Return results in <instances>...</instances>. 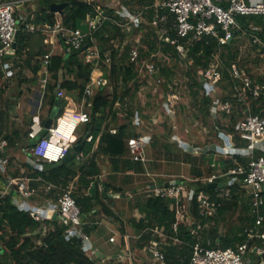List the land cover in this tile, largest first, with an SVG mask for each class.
Here are the masks:
<instances>
[{
  "label": "trees",
  "instance_id": "1",
  "mask_svg": "<svg viewBox=\"0 0 264 264\" xmlns=\"http://www.w3.org/2000/svg\"><path fill=\"white\" fill-rule=\"evenodd\" d=\"M39 1L41 7L35 11L34 19L29 18V21L36 24L46 22L55 24L62 20L65 26L80 27L89 14L94 17L99 14L97 3H89L84 0ZM54 2H69V4L61 14H58L51 11V5ZM119 3L125 5L131 13H137L146 5L151 7L144 13L145 20L139 27L132 29L129 34L124 27L114 21H125L124 17L117 13L115 8L104 7V13L110 19L103 21L95 31L94 37L101 50L102 58L105 59L106 52L111 55V63L107 64L102 61L99 71L109 78L108 86L97 88L93 93L87 91V85L91 81L95 65L85 61L84 53L81 50L55 53L48 64L47 90L52 93V106L57 104L58 96L55 90L58 86L63 88L68 95H73L80 101L85 100V110L90 114L91 120L86 123L85 134L79 136L76 142L77 144L85 140L81 152L74 149V144L69 149V153L73 154L72 159L62 160L57 165L46 162L43 170L34 169L26 164L30 189L38 190L42 184L56 186L55 190L50 189L49 197L53 196V193H60L61 189L69 187L75 178H78V185L73 195L86 217L85 231L88 234L93 230L95 222L94 220L88 222L87 213H95L94 210L101 205L102 212L116 216L111 208L100 199L98 182L95 177L100 175L101 169L96 156L98 153H103L115 157L126 153L128 140L131 135H134L129 130L133 125L136 112L141 115L142 119L147 117L143 107L134 110L131 103L143 84V73L145 76L153 77L155 84L165 92L164 97L167 100H172V95L177 93L174 90L178 88L179 64L184 62L186 65L184 84L192 99V109L196 114L202 113L205 122L210 123L217 133L223 130L226 135H231L236 149L248 145V140L236 130L237 123L250 113L264 117V94L260 98L254 99L249 93L245 100H241L237 87L243 83L239 79H234L230 74L233 64H238L241 68L243 66L238 59L239 48L235 44V39L226 44H221L214 36H204L199 39L182 37L176 43L165 41L160 39L155 28L151 25L156 14V9L153 6L156 0H120ZM174 19L175 17L170 14V24ZM238 22L241 27L239 33L257 34L264 39V17L258 15L238 16ZM251 25L260 26L261 29H254ZM20 27L15 57L8 60L14 63L15 68L19 67L22 70L27 67L33 71L34 75H37L43 66L45 55L52 50V46L45 43L46 36L43 33L28 32L25 24H20ZM170 35L172 39H178L175 29L170 31ZM137 37L140 38L139 43L135 42ZM93 43L92 38L88 37L87 44ZM136 45L139 49V57L137 61H133L131 55ZM180 46H183L185 53L181 51ZM4 60L6 59L1 60L0 58L1 62ZM147 60L155 62L160 67L159 73L151 75L145 66L142 69L141 65ZM216 60L220 61L222 77L215 83L216 93L208 94L200 71L209 68ZM245 71L255 82L264 84V76L251 73L246 69ZM2 77V64H0V80ZM158 79H162V82L158 83ZM182 85L180 87H183ZM0 94L3 95L2 88H0ZM217 100L223 103L230 102V113L222 111L221 117L214 116L213 109ZM65 103V98H60L58 106L61 111L57 115L58 118L62 116ZM121 112L125 113V118H120ZM8 113L6 109H3V106H0V142L5 138L8 143H13L15 135L5 133L3 129ZM28 124L30 130L33 119H29ZM112 128H116L117 132H110ZM29 130L26 132L28 135ZM100 134L99 150L91 155L88 163L78 164L77 157L89 155L95 139ZM48 135V130L44 129L39 133V138ZM88 135L93 136L91 141L85 138ZM35 142L29 147H33ZM213 153L216 156L219 154L216 151ZM219 157L225 162L224 167L220 170L207 161L209 165L206 172H199L197 176L193 177V180L181 178V180L174 179L167 184H162L168 185L184 181L187 191L193 190L192 196L184 194L180 200H177L171 197L152 195L143 204L138 205L142 215L134 219L138 238L133 246L132 243L129 244L128 236H125L123 245L142 251L151 240L156 239L162 243L160 250L165 255V264H190L192 245L196 242L197 237L192 234L188 220H182L178 229H174V223L182 214L203 225L201 234L202 241L206 246L236 248L238 244L247 241L249 237L247 228L253 226L256 220L251 206L252 198L247 194V189L236 184L232 186L230 199H221L218 198V194L222 187L208 188L209 183H206L204 179L215 172H227L236 165L235 159L243 163H247L249 159L237 154L235 149L231 151V154ZM17 176H19V171ZM217 181L222 183L225 178L220 177ZM93 182H95V189L94 192H91ZM2 190L0 185V264H97V260L86 253L79 238H68L66 235L68 224L60 218L45 221L36 220L29 212L18 207L13 202V196L19 194L17 185L5 195L1 194ZM83 190L89 192L84 193ZM202 191L219 203L217 212L213 216L201 214L198 194ZM54 198L58 200L57 195ZM237 210L241 212V223L230 228L226 233L220 232L217 226L220 218H225L227 213ZM212 221L216 224L207 229L206 227ZM44 227H47L46 232H44ZM261 229L264 230V223ZM251 244L264 245V240L255 239ZM114 260H110L106 264H114ZM146 264L153 263L147 261ZM156 264H161V262Z\"/></svg>",
  "mask_w": 264,
  "mask_h": 264
},
{
  "label": "built area",
  "instance_id": "2",
  "mask_svg": "<svg viewBox=\"0 0 264 264\" xmlns=\"http://www.w3.org/2000/svg\"><path fill=\"white\" fill-rule=\"evenodd\" d=\"M89 3H97V10L99 14L94 17L89 14L85 22L89 26V30L85 31L80 27L65 26L62 20L55 24L43 23L36 24L29 21L27 14L17 15V10L20 8L25 0H6L0 1V58L3 59L8 54L14 43L17 41L18 32L21 27L20 24H25L28 32H41L45 38V43L52 46V50L45 55L43 67L47 70L46 76L42 79L43 87L47 88L49 81L48 64L50 58L54 54V48L57 44H61L66 52L81 50L84 53L85 61L95 65L91 75V81L87 85V91L93 93L97 88L108 86L109 78L100 71L102 61L107 64L111 63V55L109 52L105 53V59L102 58L101 50L96 43L94 37L95 31L98 30L104 20L110 19L105 15V8H115L117 13L121 14L125 21L114 20L115 23L124 27L129 34L134 28L140 26L141 22L146 18L144 13L150 5H146L137 13H131L129 9L119 2L108 1L102 4V0H84ZM156 14L151 22L155 28L156 33L160 39L176 43L179 38L191 37L199 39L204 36L217 37L221 44L235 39L239 30L241 29L238 22V16L258 15L264 17V0H156L155 5ZM165 10L167 12H160ZM170 14L175 19L172 24L169 22ZM26 15V16H25ZM34 19V18H31ZM175 29L178 39H172L170 31ZM261 29V28H258ZM91 37L93 44L88 45L87 39ZM140 38L135 39L139 43ZM256 43H263L264 40L255 38ZM181 51L185 52L183 46H180ZM139 57V49L136 45L132 50L131 59L137 61ZM6 77L14 75V69L10 61L2 62ZM148 69L151 75L159 73L160 67L153 61L147 60L141 65ZM230 74L234 79L242 81V85L237 87L238 95L241 100H245L250 93L254 99L260 98L264 94V84L255 82L247 75L245 69L233 64L230 69ZM201 77L204 79V84L207 88L208 94L216 93L215 83L222 77L220 70V61L216 60L211 66L205 70L200 71ZM162 79H158L161 83ZM58 97H65L66 92L60 86L57 87ZM83 107L74 118H59V120L48 128L49 135L39 138L33 147L30 149L31 159L30 164L34 169L43 170L44 162L58 163L64 160L69 154V149L78 140V128L81 124L90 122V114L85 110V100H83ZM222 111L230 113L231 103L221 102L217 100L214 105L213 115L219 116ZM236 130L248 140V145L236 149H230V146H216V152L225 156L231 154L235 149L237 154L247 157V163H243L235 159L236 165L230 168L227 172H215L205 178L206 183L218 182V178L224 177L223 186L218 194V198L230 199L232 194V186L240 184L247 189V194L251 196V206L253 213L256 215L255 224L247 228L249 237L247 241L238 244L236 248H216L206 246L202 241L201 230L203 225L199 221L186 216L180 215L177 222L174 223V229L177 230L179 223L182 220H188L192 234L197 237L196 242L192 245V253L190 257V264H264V245L251 244L255 239L264 240V230L261 226L264 223V117L257 114H248L241 119L237 125ZM111 132L116 133L117 129L112 128ZM37 133L34 129L29 132L31 138H36ZM220 135L225 138H232L231 135H226L223 131ZM92 135H88L87 139L91 141ZM7 141H2L1 146L5 147ZM130 152L133 160L145 161V147L146 142L143 138L131 137L128 140ZM30 178L27 176H19L18 178H11L6 185V191L12 189L17 185L19 194L25 199L30 198L34 191L28 187ZM219 183V182H218ZM73 188L67 187L61 189L57 202H53L51 206H28L26 203L20 204L13 201L22 210L31 214V216L39 221L49 219L48 212L57 210L58 217L68 224L66 235L68 238L77 237L83 243L86 253L91 256L95 249L88 243L90 241V234L85 231L87 225L86 217L84 216L76 198L73 195ZM154 194L158 196H165L180 200L182 196L189 194L193 195V190L187 191L186 183L179 181L168 185H157L154 187ZM198 201L200 204L201 214L205 216H213L217 212L218 202L212 200L205 192L198 194ZM47 227H44V232ZM115 236L110 237V241L114 242ZM161 242L153 239L148 243L142 251L148 256L154 264L161 262L165 264V255L160 250ZM126 254H129L130 260L136 259L135 263L145 264L135 256V252L131 247H126ZM125 253L120 254V257H125ZM260 258V259H259Z\"/></svg>",
  "mask_w": 264,
  "mask_h": 264
},
{
  "label": "crops",
  "instance_id": "3",
  "mask_svg": "<svg viewBox=\"0 0 264 264\" xmlns=\"http://www.w3.org/2000/svg\"><path fill=\"white\" fill-rule=\"evenodd\" d=\"M251 27L254 29L261 28L256 25H251ZM240 35H245L248 39L251 37L253 45L263 52L264 44L254 41L255 38L264 40L261 36L240 32L236 38L240 37ZM65 52L66 50H64L61 44H57L54 48V54ZM262 56L264 57L263 53ZM5 59L4 61H10L6 57ZM10 62L14 69V75L11 77H6L2 65V79H5V82L8 83L11 79L16 77L19 68H15L14 63L12 61ZM0 64H2L1 61ZM27 71V74H33L31 69ZM46 71L47 70L42 66L38 74L35 75L40 77L41 80V91L31 103L35 106V109L32 110L31 113H28V115L24 114L21 117H17V115L12 116L8 113L9 115L6 118L3 128L4 132L7 134H14L16 138L13 143H8V140L5 138L1 140V142L5 140L8 143L5 147L0 145V185L3 188L1 191L3 195L11 191V189L6 191V185L9 179L24 175L27 176V165L32 167L30 164L31 148L29 146L37 141L39 139V133L46 129L44 124L57 105H51L52 93L48 92L47 88L43 87L42 79L47 75ZM32 80L35 81L34 79ZM22 81V85L28 86L31 80L23 78ZM55 93L58 96L57 89ZM68 96L69 98L64 97L66 103L62 110L61 118H74L77 113L84 108L83 100L80 101L73 95ZM172 96V100H167L169 103L168 105L172 107L173 110H179V113H182L192 104V99L188 96H183L180 93H176ZM3 109H5V107H3ZM60 111L61 108L59 107V112ZM146 115L149 119L148 123L151 125L150 128L142 125L143 120L140 117L141 115L136 112L133 118V125L129 130L131 134H134L131 135V137H141L145 140V161L133 160L129 145H127L128 149L126 153L122 155L110 157L109 155L98 153L96 156L98 166L101 169L100 175L95 177V180L98 182L100 199L116 214V216L107 215L101 211V205L94 210L97 214V218L93 219L95 225L90 233V241L88 243L95 249L91 256L96 257L97 264H106L113 259H115L114 263L122 264L118 255L125 253L123 238L128 236L129 244L131 245L132 243V245L135 246L138 232L135 227L134 219L142 216L137 206L143 204L148 197L155 195V186L167 184L174 179L181 180V178H185L193 180V177L197 176L199 172H206L209 165L207 161L211 162L212 166L220 170L224 167L225 162L213 153V151H216V146H230V149L234 147L232 138L230 140L229 138L224 139V137L220 135V132L223 130L217 133L210 123L207 124L203 121L200 127H198L199 131L195 132L197 134L188 135V129L181 128L180 126L173 128L166 123V120L162 123V130L159 131V128L154 126V115ZM119 116L123 118L124 114L120 113ZM29 119H33L30 130L28 124ZM200 119L204 120V118ZM56 122L57 121H55V123ZM85 126L86 124L79 125L77 132L78 138L85 134ZM155 128L158 130L154 131ZM33 129L38 132L36 138H31L26 134L28 130L30 132ZM174 136L175 138L173 139ZM100 139L101 134L95 139L93 149L89 155L77 157L78 164L82 165L88 163L91 155L99 150ZM194 151L198 152L196 153ZM43 166L45 167V164H43ZM18 171L19 176H17ZM77 181L78 178H75L69 187L75 190L78 185ZM55 187V185L42 184L38 190L33 189L34 193L30 198L24 199L20 194H15L13 196V201H17L20 204L26 203L28 206H51L53 202H57L54 196H59V192H56L52 194L53 196L49 197L50 189L55 190ZM92 187L95 189V182L92 183ZM86 191L88 190H83L84 193L89 192ZM104 191H106V194ZM54 209L48 212L49 219L47 220L59 218L57 210ZM98 216L100 218H98ZM111 236H115L116 240L114 242L110 241ZM132 250L137 254L138 250L134 249V247ZM137 257L139 258V254Z\"/></svg>",
  "mask_w": 264,
  "mask_h": 264
},
{
  "label": "rangeland",
  "instance_id": "4",
  "mask_svg": "<svg viewBox=\"0 0 264 264\" xmlns=\"http://www.w3.org/2000/svg\"><path fill=\"white\" fill-rule=\"evenodd\" d=\"M113 1V0H102L103 3ZM116 3H118L120 0H114ZM41 7V3L39 0H25L24 3L18 8L17 15L20 14H27L28 17L33 18L35 15V11L38 10ZM26 16V15H25ZM80 28L88 31L89 26L86 22H83L80 24ZM244 34V33H243ZM236 46L239 48V55L238 59L243 64L242 68L249 70L251 73H257L261 76H264V57L262 56V51L258 50L252 43V39H248L245 35H240V37L236 38L235 41ZM185 53V52H183ZM264 54V53H263ZM186 55V54H184ZM28 68L20 69L18 68V72L16 77L11 79V81L5 82V79H2L0 81V88L3 89V95L0 94V106L5 107V109L11 114L12 116L17 115L22 116L24 114L31 113L32 110L35 109V106L32 103V100L37 97V94L41 91V80L38 76H33L32 73H28ZM186 71V65L184 62H181L179 64V76L177 80V86L176 91L178 94H182L183 96L189 97V91L186 88V85L184 84V80L186 78L185 76ZM30 79V85L24 86L22 85V79ZM143 84L139 88L138 92L136 93V96L133 98L132 107L134 110H137L138 107H143L144 114H151V116L154 115V126L159 128V131L162 130V123L166 120V123L172 126L173 128L177 127H183L184 129H188V135H193L195 132L199 131L198 127L202 124V122L206 121L201 120L200 118H203L204 115L202 113L196 114L195 110L192 109V104L189 105L187 109H185L182 113H179V110H173L172 107H170L168 104V101L165 96V92L163 89L155 84V80L153 77L145 76L143 73ZM34 79L35 81H33ZM183 83V85H182ZM183 87H180V86ZM112 89V85L110 86ZM65 97L69 98L68 94L66 93ZM38 113V112H37ZM125 115L124 112H121ZM222 114H220L221 117ZM60 118V117H59ZM57 118L56 121L59 120ZM125 118V117H123ZM142 125L146 127H151L149 125L148 121L149 119L143 118L142 119ZM207 123V122H206ZM158 129L155 128L154 131H157ZM81 132V130H80ZM197 134V133H195ZM175 136L173 137V139ZM186 147V146H184ZM189 151V150H188ZM198 152V151H194ZM218 156H225L223 154H218ZM46 165V162H44ZM185 179V178H184ZM188 180V179H186ZM77 188V186H76ZM240 210L229 212L226 214L225 218H220L219 224L217 225L219 227L220 232L226 233L230 230V228L235 227L241 223L240 218ZM88 217L87 220L93 221V219L97 218V214L93 212L87 213ZM96 215V217H95ZM98 218H100L98 216ZM216 223L212 221L209 223V225L206 227L207 229L214 226ZM125 250L126 247H124ZM139 252V253H138ZM136 255L139 254V258L142 259L141 261L146 264L147 261H150L154 264V262L145 255L144 252L138 251ZM118 258L122 264H134L136 259L130 260L129 254L125 253V257H120V254L118 255ZM119 264V263H114Z\"/></svg>",
  "mask_w": 264,
  "mask_h": 264
},
{
  "label": "water",
  "instance_id": "5",
  "mask_svg": "<svg viewBox=\"0 0 264 264\" xmlns=\"http://www.w3.org/2000/svg\"><path fill=\"white\" fill-rule=\"evenodd\" d=\"M69 4V2H54L52 5H51V11L52 12H56L58 14H61L64 10V8ZM17 47H18V43L17 41L14 43V45L12 46V48L9 50L8 54L5 56L7 59H10V58H14L15 57V54H16V50H17ZM60 98L58 97L57 98V105L54 107V109L52 110L51 114H50V117L46 120L44 126L46 129L50 128L56 121L57 119V115H58V112H59V106H58V102H59ZM87 138V136L85 137ZM84 142L85 140H83L81 143H77L74 145V149L77 151V152H81L82 150V147L84 145ZM73 158V154L72 153H69L65 158L64 160L65 161H68L70 159ZM58 163H54V165H57ZM217 186H220L222 187L223 184L222 183H218V182H213V183H209L208 184V188H212V187H217ZM91 192H94V187H92L91 189ZM104 193L106 194V191H104ZM57 217V216H55Z\"/></svg>",
  "mask_w": 264,
  "mask_h": 264
}]
</instances>
